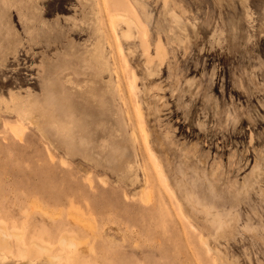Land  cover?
<instances>
[{
    "label": "rangeland",
    "instance_id": "obj_1",
    "mask_svg": "<svg viewBox=\"0 0 264 264\" xmlns=\"http://www.w3.org/2000/svg\"><path fill=\"white\" fill-rule=\"evenodd\" d=\"M21 1L0 0V227L86 241L55 264H264V0H37L42 34ZM9 245L0 264H50Z\"/></svg>",
    "mask_w": 264,
    "mask_h": 264
},
{
    "label": "bare ground",
    "instance_id": "obj_2",
    "mask_svg": "<svg viewBox=\"0 0 264 264\" xmlns=\"http://www.w3.org/2000/svg\"><path fill=\"white\" fill-rule=\"evenodd\" d=\"M27 3H29V6L30 7H32V4H30V1H26ZM26 2L25 3H23V1H21L20 3H19V5H18V14H19V16H21L23 13H22V11L25 9V4H26ZM32 3V2H31ZM22 9V10H21ZM25 14H28V12H24ZM95 17H96V15H95ZM121 20H125V21H130V20H132V19H129V18H127L125 15H123V14H113L112 16H111V21L113 22V24H115V22H117V21H121ZM132 21H134V20H132ZM31 22V21H30ZM33 22V21H32ZM135 22V21H134ZM28 26V31H30L31 30V32H32V34L34 33V34H42V31H40L39 32V30L40 29H37L36 31H34V27H32V25H31V28L29 27L30 25H27ZM35 26V25H34ZM15 29V28H14ZM16 30V29H15ZM25 31V30H24ZM104 32V31H103ZM30 34V33H29ZM144 34V33H143ZM57 36V35H56ZM116 37H117V40H119V37L116 35ZM143 37H145V35L143 36ZM18 38V37H17ZM16 38V39H17ZM35 40V39H34ZM13 42H15L14 40H13ZM18 42V41H17ZM98 43V42H97ZM96 43V44H97ZM19 44H21V43H19ZM13 48V47H12ZM100 49V48H99ZM102 50V49H101ZM105 50V49H104ZM95 51V50H94ZM123 50L120 48V52H122ZM106 52V51H105ZM104 53V52H103ZM92 54H93V52H92ZM101 54H102V52H101ZM93 56V55H92ZM103 57V56H102ZM106 57V56H105ZM102 59V58H101ZM104 61V60H103ZM98 62V61H97ZM106 61H104L103 63H105ZM107 63V62H106ZM106 65V64H105ZM106 67V66H105ZM69 74V73H68ZM70 75V74H69ZM132 76V75H131ZM133 78V83L136 81V77L135 76H133L132 77ZM71 79H72V77H71ZM74 79V78H73ZM76 79V78H75ZM59 81V80H58ZM133 83L131 84V85H133ZM63 87V86H62ZM131 87V86H130ZM49 90V89H48ZM48 90H47V93H48ZM62 91V90H61ZM63 92H65V91H63ZM52 93V92H51ZM66 94V93H65ZM135 95V94H134ZM122 98V97H121ZM30 101V100H29ZM31 103V102H30ZM51 104V103H50ZM84 105H85V103H84ZM86 106V105H85ZM21 107V106H20ZM19 108V107H18ZM137 108V107H136ZM137 111H138V109H137ZM72 115V114H71ZM34 116V115H33ZM70 116V115H69ZM140 117V116H139ZM58 120H57V124H58ZM76 122V121H75ZM54 123V122H53ZM55 123H56V121H55ZM74 124V123H73ZM63 125V124H62ZM62 125H60V126H62ZM18 125H16V127H14V126H12V127H10V131L14 134V135H16V136H18V135H20L21 134V132H22V129L18 126ZM55 128L57 127L56 126V124L55 125H53ZM59 126V125H58ZM36 129H37V127H36ZM56 130V129H55ZM68 131V130H67ZM142 132H143V129H142ZM66 134V133H65ZM67 135V134H66ZM135 135V134H134ZM144 135V134H143ZM137 137V136H136ZM145 138V137H144ZM123 151V150H122ZM121 151V152H122ZM165 182H166V180H165ZM202 239V238H201ZM10 242H15V244L18 246L17 248L19 249V251H18V257L19 258H21V259H23V258H25L27 255L29 256V254L30 253H33L34 252V250L33 249H37L38 251H40L39 253H40V255L39 256H42V258H43V256L44 257H46V259L48 260V262L50 263V264H55L56 263V261L57 260H59L60 258H62V256L61 255H49V256H46V254L47 253H51V251L54 249V247H57L58 249H60V248H62V249H64V250H74V251H79V247L80 246H83V245H85V243H86V241H84V240H82V241H80V242H78V243H75L74 241H72L71 239H70V237H65V236H61V237H59V239L57 240V242H54V243H48V244H46V245H44V246H39V245H37V244H35L34 242H32L29 246H28V248H22L21 247V235L20 234H16V233H11V232H8L7 230H5L3 227H0V251H3L4 253H3V255L1 256L2 258H5V259H7L8 260V258H13L14 256H15V253H14V251H13V249L12 248H10L9 246V244H10ZM205 243V242H204ZM9 245V246H8ZM54 245H56V246H54ZM205 245H206V243H205ZM204 245V246H205ZM86 249H88V248H86ZM89 249H90V251H93L92 250V248L91 247H89ZM36 250V251H37ZM207 250H208V247H207ZM84 251H85V249H84ZM0 257V258H1Z\"/></svg>",
    "mask_w": 264,
    "mask_h": 264
},
{
    "label": "crops",
    "instance_id": "obj_3",
    "mask_svg": "<svg viewBox=\"0 0 264 264\" xmlns=\"http://www.w3.org/2000/svg\"><path fill=\"white\" fill-rule=\"evenodd\" d=\"M30 4H32V7H30L31 5L29 6V3L26 2L25 9L22 11L23 14L21 16H19L18 9H17V14L19 16V20H21L23 22V26H25V28H27V30H28V26L27 25H29L28 23L30 21H31V23H34L35 26L44 25L45 24L44 21H42L41 19L37 18L39 13H40V6L38 5L37 0H30ZM24 12H28V14H25ZM119 22H121L123 24H126V25H130L132 23H135L132 20H130V21L121 20V21H117L115 23H119ZM37 29L38 28H36V29L34 28V31H36ZM40 31L41 30H39V32ZM42 33H43V31H42Z\"/></svg>",
    "mask_w": 264,
    "mask_h": 264
}]
</instances>
